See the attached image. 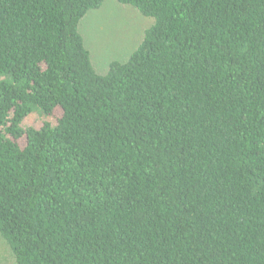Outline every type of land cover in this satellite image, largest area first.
I'll list each match as a JSON object with an SVG mask.
<instances>
[{"label": "trees", "instance_id": "obj_1", "mask_svg": "<svg viewBox=\"0 0 264 264\" xmlns=\"http://www.w3.org/2000/svg\"><path fill=\"white\" fill-rule=\"evenodd\" d=\"M105 1L0 0L12 263L264 264V0H113L151 23L97 74Z\"/></svg>", "mask_w": 264, "mask_h": 264}, {"label": "rangeland", "instance_id": "obj_2", "mask_svg": "<svg viewBox=\"0 0 264 264\" xmlns=\"http://www.w3.org/2000/svg\"><path fill=\"white\" fill-rule=\"evenodd\" d=\"M150 23L133 10L119 6L113 0H106L99 10L89 12L81 22L80 33L96 73H104L112 61L123 62L128 59ZM59 114L56 112L55 116ZM46 120L54 123L53 118L47 119L38 111H34L23 121L22 126L37 129ZM0 264H13L1 239Z\"/></svg>", "mask_w": 264, "mask_h": 264}]
</instances>
